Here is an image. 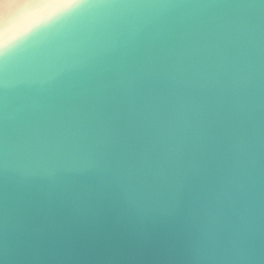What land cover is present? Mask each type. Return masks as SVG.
<instances>
[{"label": "water", "instance_id": "1", "mask_svg": "<svg viewBox=\"0 0 264 264\" xmlns=\"http://www.w3.org/2000/svg\"><path fill=\"white\" fill-rule=\"evenodd\" d=\"M0 53L3 264H264L260 0L73 5Z\"/></svg>", "mask_w": 264, "mask_h": 264}, {"label": "bare ground", "instance_id": "2", "mask_svg": "<svg viewBox=\"0 0 264 264\" xmlns=\"http://www.w3.org/2000/svg\"><path fill=\"white\" fill-rule=\"evenodd\" d=\"M65 8L62 0L29 4L24 0H0V47L35 22Z\"/></svg>", "mask_w": 264, "mask_h": 264}, {"label": "snow or ice", "instance_id": "3", "mask_svg": "<svg viewBox=\"0 0 264 264\" xmlns=\"http://www.w3.org/2000/svg\"><path fill=\"white\" fill-rule=\"evenodd\" d=\"M25 3L29 4H44L46 0H24ZM116 0H62V3L65 7L71 8L73 5L75 6H83V5H93V4H110L114 3ZM260 3L264 4V0H260ZM76 47V42H73L72 50L74 51ZM57 55L63 54L59 49L56 51ZM4 53H0V63H2ZM41 69L38 67L34 69L35 72H39ZM83 171V170H82ZM0 179L6 181L5 171L2 165H0ZM5 252L7 251V244H4ZM0 264H3V261L0 260Z\"/></svg>", "mask_w": 264, "mask_h": 264}]
</instances>
